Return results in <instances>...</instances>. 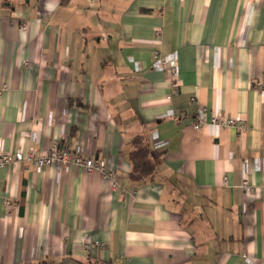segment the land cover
<instances>
[{"label": "crops", "instance_id": "crops-1", "mask_svg": "<svg viewBox=\"0 0 264 264\" xmlns=\"http://www.w3.org/2000/svg\"><path fill=\"white\" fill-rule=\"evenodd\" d=\"M203 108L245 132L194 129ZM135 136L151 181L129 179ZM55 145L117 187L1 167L0 264H264V0H0V156Z\"/></svg>", "mask_w": 264, "mask_h": 264}, {"label": "built area", "instance_id": "built-area-1", "mask_svg": "<svg viewBox=\"0 0 264 264\" xmlns=\"http://www.w3.org/2000/svg\"><path fill=\"white\" fill-rule=\"evenodd\" d=\"M22 29H25L26 24L19 23ZM152 59L154 68L161 71L167 77V80L171 83L175 91L179 89V80L177 73V61L174 58L162 55L157 49L152 52ZM135 68L138 64L134 63ZM205 125H211L215 127H231L236 129L239 133L245 132V126L242 121L234 118H224L221 119L218 116H212L210 121L206 117V109H200L198 115L196 116L193 124L194 129H201ZM31 162L37 169H42L45 166H55L58 168H68L71 166L83 168L85 172L101 173L105 181L110 182L113 187H117L115 182V177L111 171H106L105 166L101 162L93 160L91 157H82L79 151L72 152L70 149L64 147L60 148L57 145L51 147L47 151L36 153L34 150L30 149L26 155H23L21 151L14 154H3L0 156V168L6 167L13 163H21L22 161ZM249 186L247 180H243L241 183V189L243 190H253L255 192L259 191L258 188L253 189ZM7 208L11 205L8 201L5 202ZM93 246H99L97 242L93 245H86L87 249Z\"/></svg>", "mask_w": 264, "mask_h": 264}, {"label": "trees", "instance_id": "trees-1", "mask_svg": "<svg viewBox=\"0 0 264 264\" xmlns=\"http://www.w3.org/2000/svg\"><path fill=\"white\" fill-rule=\"evenodd\" d=\"M7 0H4L6 2ZM131 151L129 161L131 170L129 179L133 183L151 181L156 169L158 153H153L146 139L142 136H135L130 141Z\"/></svg>", "mask_w": 264, "mask_h": 264}]
</instances>
